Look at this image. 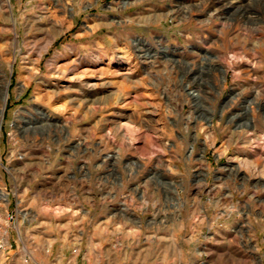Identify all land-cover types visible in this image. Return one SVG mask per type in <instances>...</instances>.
<instances>
[{"label": "rangeland", "instance_id": "rangeland-1", "mask_svg": "<svg viewBox=\"0 0 264 264\" xmlns=\"http://www.w3.org/2000/svg\"><path fill=\"white\" fill-rule=\"evenodd\" d=\"M263 90L264 0H0V264H264Z\"/></svg>", "mask_w": 264, "mask_h": 264}, {"label": "bare ground", "instance_id": "bare-ground-1", "mask_svg": "<svg viewBox=\"0 0 264 264\" xmlns=\"http://www.w3.org/2000/svg\"><path fill=\"white\" fill-rule=\"evenodd\" d=\"M6 1V0H5ZM232 2H228V4H231ZM226 4V3H225ZM216 5H218L217 3H215V7H214V10H217L218 8L216 7ZM211 16V15H210ZM254 66H255V64H254ZM231 67V65L230 64H227V68H230ZM256 67V66H255ZM233 68V67H232ZM235 68V67H234ZM226 69V68H225ZM237 69V68H236ZM235 69V70H236ZM227 70V69H226ZM238 71H236V73H237ZM234 73H235V71H234ZM190 92H191V94H193V95H196L197 93H196V90H190ZM263 92H264V90H263ZM8 91H7V89H6V91H5V94H4V101H7V99H8ZM250 101V104L251 105H249V107L252 109V111H254L255 110V106H253V102H254V100H249ZM248 107V106H247ZM247 107H245L246 109H247ZM3 110H4V107H2L1 109H0V115H2L3 114ZM239 115H241V112L238 114V116ZM242 115H244V113L242 114ZM259 124H260V126L261 127H259V126H256V123H255V127L252 125V126H250V127H248L247 129H246V132H247V138L250 140V142L251 143H253L254 144V151H255V153H254V155H262V154H264V117H260L259 118V121H257ZM244 125H239V127H243ZM263 130V131H262ZM262 132V133H261ZM193 151V150H192ZM238 158H241V157H238ZM241 174V169H240V167L239 168H237L236 170H235V176L237 177V176H239Z\"/></svg>", "mask_w": 264, "mask_h": 264}, {"label": "built area", "instance_id": "built-area-1", "mask_svg": "<svg viewBox=\"0 0 264 264\" xmlns=\"http://www.w3.org/2000/svg\"><path fill=\"white\" fill-rule=\"evenodd\" d=\"M7 220L8 222H13L15 220V215L11 212L7 213ZM9 236L8 229H3V226L0 222V250L6 248L8 240H6V236ZM26 261H29V259H26ZM33 264V263H30Z\"/></svg>", "mask_w": 264, "mask_h": 264}]
</instances>
